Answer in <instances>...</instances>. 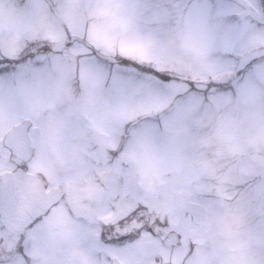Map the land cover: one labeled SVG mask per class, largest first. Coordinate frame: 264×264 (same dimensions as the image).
Masks as SVG:
<instances>
[{
  "label": "rangeland",
  "instance_id": "obj_1",
  "mask_svg": "<svg viewBox=\"0 0 264 264\" xmlns=\"http://www.w3.org/2000/svg\"><path fill=\"white\" fill-rule=\"evenodd\" d=\"M8 2L1 4L4 15L18 18L21 24L26 19V27L22 24L30 28L26 39L61 41L62 25L71 15L81 26L88 25L90 42L98 46L107 44L142 57L151 55L160 64L176 69L178 75L196 81H232V89H214L207 98L192 95L174 102L171 95L161 97V107L169 109L163 131L141 134L127 155L138 159L141 138L145 137L154 153L143 150L141 156L153 158L154 170L161 167L171 182L178 177L192 181L187 191H199L196 199L208 209L213 232L211 237L204 236L203 245L210 241L217 248V259L211 261L210 252L201 249L197 264H264V65L242 80L234 77L239 65L225 64L219 55L225 32L231 27L223 15L195 8L153 7L188 0ZM191 3L201 5L206 0ZM239 11L242 17L248 14L247 10ZM2 29L0 41L12 46L20 43L9 41L16 30ZM239 43L244 60L264 56V29L244 20ZM20 82L62 88L51 93L49 103L43 106H68L70 113L80 109L90 119L100 120L99 129L119 131L114 115L112 125L104 123L98 112L91 115V107L98 101L100 107L104 98L99 89L87 84L76 88L59 63L45 80L25 76ZM171 222L176 224L175 219Z\"/></svg>",
  "mask_w": 264,
  "mask_h": 264
},
{
  "label": "snow or ice",
  "instance_id": "obj_2",
  "mask_svg": "<svg viewBox=\"0 0 264 264\" xmlns=\"http://www.w3.org/2000/svg\"><path fill=\"white\" fill-rule=\"evenodd\" d=\"M173 6L223 15L231 27L225 32L219 55L223 63L239 65L234 71L235 78L242 80L264 65V56L244 60L239 43L240 25L244 20L264 29V0L248 4L238 0H206L201 5H193L188 0L176 5L163 2L153 5L157 10ZM239 10H247L248 14L242 17ZM62 29L61 41L23 40L16 46L0 41V100L10 107L16 106L21 78L45 80L59 63L76 88L85 84L97 88L110 102L119 128V142L109 149L112 161L119 160L135 146L141 134L163 131L169 109L161 107V97L171 95L174 102H180L192 95L207 98L214 89L233 87L231 80L196 81L182 77L176 69L160 64L151 55L142 57L138 52L126 53L107 44L91 43L88 25L81 26L71 15ZM21 167L27 170L28 165ZM108 206L111 219L94 218L87 213L78 215L65 195L53 198L22 225L11 244L0 235V264H70L69 249L53 242L48 227L49 221L57 219V210L61 208L84 226L82 238L98 251L102 264H159L161 246L171 249L184 246L183 233L168 218L154 217L147 203L122 202L117 194ZM14 216V193L8 189L0 191V225L6 230L5 222ZM193 250L189 243L185 262Z\"/></svg>",
  "mask_w": 264,
  "mask_h": 264
},
{
  "label": "flooded vegetation",
  "instance_id": "obj_3",
  "mask_svg": "<svg viewBox=\"0 0 264 264\" xmlns=\"http://www.w3.org/2000/svg\"><path fill=\"white\" fill-rule=\"evenodd\" d=\"M8 1L0 0V30L2 27L16 30L9 41L29 40L26 39L30 29L28 26L25 28L26 19L23 27L18 18L4 15L1 4H8ZM41 83L20 82L19 100L14 107L0 100V191L9 190V180L4 177L19 174L18 188L21 191L31 189L29 181L40 184L44 191L40 198L43 203L65 195L78 215L87 213L94 218L105 219L112 218L108 204L113 196L118 194L122 202L140 200L149 205L154 217L175 219L176 224L172 226L184 236L182 248H159V264H197L201 249L210 252L211 261L217 259V248L210 241L203 245L204 236L211 237L212 219L206 206L196 199L199 191H187L192 181L178 177L171 182L161 167L155 171L153 158L141 156L143 150L154 153L145 137L141 138L138 159L126 152L119 160L112 161L109 149L117 146L119 131L99 129L100 120L90 119L80 109L70 113L68 106H43L44 102L49 103L51 93L55 94L62 88ZM98 103L91 107V115L98 112L104 123L112 125L110 102L102 98L100 107ZM25 163L27 170L21 167ZM193 183L196 187L194 180ZM194 204L203 207L204 212L200 209L193 215L188 211ZM176 210H179V215ZM12 220L13 217L5 222L6 230L4 225H0V235L8 244L16 235L8 229ZM27 221L21 220L20 229ZM48 227L52 231L53 242L69 249L70 264H102L98 251L82 238L84 226L63 208L57 210V219L49 221ZM189 243L194 250L185 262Z\"/></svg>",
  "mask_w": 264,
  "mask_h": 264
},
{
  "label": "water",
  "instance_id": "obj_4",
  "mask_svg": "<svg viewBox=\"0 0 264 264\" xmlns=\"http://www.w3.org/2000/svg\"><path fill=\"white\" fill-rule=\"evenodd\" d=\"M15 149V147H12ZM21 176L19 174H11L7 177H4L6 181L9 180V190L14 193L15 197V216L13 220L8 224V229L10 232L16 234L20 230V224L22 219H30L39 208L46 206L49 201L43 203L40 198L43 197L44 191L40 187L39 183H34L29 181V185H31V189L26 190L25 192L18 188L19 180ZM5 190V189H4ZM42 194V195H41ZM24 196V198L22 197ZM25 199V200H24ZM24 200V202H22ZM202 210L204 212V208L198 205H190L188 211H190L193 215H195L198 210Z\"/></svg>",
  "mask_w": 264,
  "mask_h": 264
}]
</instances>
